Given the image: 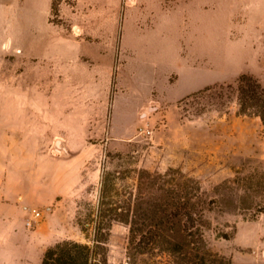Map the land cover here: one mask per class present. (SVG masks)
I'll use <instances>...</instances> for the list:
<instances>
[{
  "label": "rangeland",
  "instance_id": "374dc122",
  "mask_svg": "<svg viewBox=\"0 0 264 264\" xmlns=\"http://www.w3.org/2000/svg\"><path fill=\"white\" fill-rule=\"evenodd\" d=\"M110 1L109 30L98 0H0V186L38 204L46 247L86 241L78 216L105 165L174 167L212 196L264 161V126L235 91L241 74L264 86V0ZM207 217L211 250L264 264V208ZM127 235L112 224L108 264H126Z\"/></svg>",
  "mask_w": 264,
  "mask_h": 264
},
{
  "label": "trees",
  "instance_id": "16d2710c",
  "mask_svg": "<svg viewBox=\"0 0 264 264\" xmlns=\"http://www.w3.org/2000/svg\"><path fill=\"white\" fill-rule=\"evenodd\" d=\"M235 91L237 113L257 116L264 126V86L241 74ZM213 193L208 195L198 179L174 167L150 171L105 165L96 202L85 216H78L86 241L63 239L49 245L40 264H108L107 243L114 222L128 228L126 264H233L209 248L207 213L213 206L253 216L262 212L264 161L249 170L235 169L213 187Z\"/></svg>",
  "mask_w": 264,
  "mask_h": 264
},
{
  "label": "crops",
  "instance_id": "0c3cea01",
  "mask_svg": "<svg viewBox=\"0 0 264 264\" xmlns=\"http://www.w3.org/2000/svg\"><path fill=\"white\" fill-rule=\"evenodd\" d=\"M98 2V11L108 13V22L100 26L109 30L114 28L116 22L110 15L113 2ZM183 16H186V11ZM21 194L19 188L4 184L0 186V264H40L46 247L43 243L46 237L45 226L39 224L34 229L26 226V220L32 216L31 209H36L38 204L25 202ZM52 215L50 212L47 216Z\"/></svg>",
  "mask_w": 264,
  "mask_h": 264
},
{
  "label": "built area",
  "instance_id": "2783aa9c",
  "mask_svg": "<svg viewBox=\"0 0 264 264\" xmlns=\"http://www.w3.org/2000/svg\"><path fill=\"white\" fill-rule=\"evenodd\" d=\"M141 132L142 133H150L151 130L149 129H146L144 127H142L141 129ZM31 213H32V216H30L27 220H26V226L28 227H32L33 225H35V223L37 222V216H40V212L37 210V209H31Z\"/></svg>",
  "mask_w": 264,
  "mask_h": 264
},
{
  "label": "bare ground",
  "instance_id": "6f19581e",
  "mask_svg": "<svg viewBox=\"0 0 264 264\" xmlns=\"http://www.w3.org/2000/svg\"><path fill=\"white\" fill-rule=\"evenodd\" d=\"M4 45L7 46L6 43ZM56 149L57 150H64V147L60 144V142H56Z\"/></svg>",
  "mask_w": 264,
  "mask_h": 264
}]
</instances>
